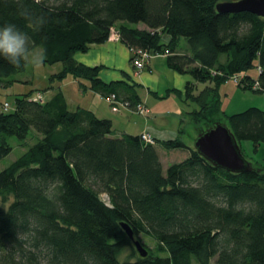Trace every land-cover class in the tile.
Here are the masks:
<instances>
[{"label":"trees","instance_id":"1","mask_svg":"<svg viewBox=\"0 0 264 264\" xmlns=\"http://www.w3.org/2000/svg\"><path fill=\"white\" fill-rule=\"evenodd\" d=\"M224 1L235 0H0V26L24 32L28 53L40 48V62L62 63L49 81L72 77L80 89L114 94L132 110L140 103L136 85L105 82L98 66L73 55L112 32L128 49L164 54L169 67L193 79L183 95L196 106L188 114L197 135L221 123L238 144L249 140L256 150L264 143V110L225 114L218 90L237 76L243 90L264 91V18L218 13ZM26 64L0 58V86L11 85L9 77ZM5 104L0 158L12 150L8 137L24 141L32 128L40 138L0 171V264H264V164L228 172L175 138L157 144L189 155L163 172L156 141L111 136L110 119L69 110L59 88L43 102L28 93L14 96L11 111ZM121 222L134 237L150 234L168 255L139 256ZM126 246L136 254L121 261Z\"/></svg>","mask_w":264,"mask_h":264},{"label":"crops","instance_id":"2","mask_svg":"<svg viewBox=\"0 0 264 264\" xmlns=\"http://www.w3.org/2000/svg\"><path fill=\"white\" fill-rule=\"evenodd\" d=\"M73 58L86 66H98V76L105 82L126 80L136 85L139 102L149 112L147 115L138 114L122 105L114 111L101 94L87 88L80 89L79 80L67 77L58 88L63 92L67 106L69 100L74 103L72 110L77 107L86 108L99 118L110 119L113 129L111 136L149 132L154 136L156 144L180 138L187 145L193 146L197 129L194 123L190 130L186 126L191 120L188 113L196 107L184 101L183 95L186 84L193 79L188 72L179 73L169 67L166 55L155 54L141 71L135 73L128 47L118 37L111 36L103 43L91 44L85 52L75 53ZM115 123H120V126L115 127ZM156 150L161 164V152L182 150L185 158L189 155L187 149H167L160 144L156 145Z\"/></svg>","mask_w":264,"mask_h":264},{"label":"rangeland","instance_id":"3","mask_svg":"<svg viewBox=\"0 0 264 264\" xmlns=\"http://www.w3.org/2000/svg\"><path fill=\"white\" fill-rule=\"evenodd\" d=\"M131 27L143 26L142 23L133 24L125 23ZM179 46L181 48L186 47V40L184 37L179 39ZM131 54V52L129 51ZM41 50L36 48L30 53H28L27 64L24 71L12 74L9 79H13V83L7 87L0 86V112L3 111L1 103L7 102L9 105L8 111L13 110V99L16 94H31L33 97L35 93H42L45 100L49 99L54 92L58 90L61 81H49V77L59 72L62 69V63L57 62L54 64H47L40 62L41 60ZM154 56V55H153ZM152 56V57H153ZM35 58V59H34ZM250 74L255 75V71H249ZM76 89V87L74 86ZM75 93V91H73ZM220 99V109L225 114H233L236 112L243 111L249 107H257L264 110V91L254 92L252 90H243L238 86L233 79H229L227 82L222 83L218 90ZM109 104V102L107 101ZM194 107L195 104L190 102ZM110 106V105H109ZM74 108V103L69 100L68 109L72 110ZM195 125V124H194ZM120 126V123H115V127ZM193 126V122L187 124L186 129L190 130ZM195 128H197L195 126ZM40 135L31 128L27 138L24 141H19L16 137H8V142L12 146L11 152L0 158V171L7 167L11 162L16 160L23 152H25L29 146L34 144ZM195 140V139H194ZM193 140V141H194ZM241 153L243 157L254 164L259 166L264 164V143H261L256 150L253 144L249 140H242L239 144ZM166 153V154H165ZM161 152L162 168L163 172L166 171L167 166L172 163L180 162L184 160V153L182 150H177L176 152ZM104 193H100L99 197L104 200ZM11 200V197H10ZM138 240L148 252H151L154 256L166 257L168 254L166 251H161L156 249V241L148 233H141L134 237ZM131 244L133 245L132 241ZM134 247V245H133ZM136 250L134 251L132 246H126L123 249L122 254L119 255V260L124 261L126 259H132L135 257ZM193 264H197L193 262ZM210 264H214V259Z\"/></svg>","mask_w":264,"mask_h":264},{"label":"water","instance_id":"4","mask_svg":"<svg viewBox=\"0 0 264 264\" xmlns=\"http://www.w3.org/2000/svg\"><path fill=\"white\" fill-rule=\"evenodd\" d=\"M218 13L249 12L264 18V0L224 1L216 5ZM193 148L213 166L232 173H243L253 169V164L247 161L241 153L234 135L223 124L217 123L205 129L195 137ZM122 229L132 241L137 253L145 257L148 251L134 238L131 227L120 223Z\"/></svg>","mask_w":264,"mask_h":264},{"label":"built area","instance_id":"5","mask_svg":"<svg viewBox=\"0 0 264 264\" xmlns=\"http://www.w3.org/2000/svg\"><path fill=\"white\" fill-rule=\"evenodd\" d=\"M111 36H116L118 37L116 32H112ZM129 51L131 52V63L134 67L135 73L141 71L145 66L147 61L150 59V57H152L153 55H155L152 51H147V50H143V49H138V48H131L129 49ZM231 79H233L234 82L238 81V77L237 76H232ZM106 101L109 102V105L111 107L112 110L117 111L119 109V106H125L127 105V103H122V102H118L116 100V97L114 94H111L110 97L105 98ZM33 101L36 102H43V95L40 92H37L33 97H32ZM7 104L4 105V109H7ZM133 110L138 113V114H142V115H147V113L149 112L148 109L141 103H137ZM141 140L145 143L148 144H155V138L154 136L149 133V132H143L140 134ZM104 202L106 204H109L108 201V197L106 195H104Z\"/></svg>","mask_w":264,"mask_h":264},{"label":"clouds","instance_id":"6","mask_svg":"<svg viewBox=\"0 0 264 264\" xmlns=\"http://www.w3.org/2000/svg\"><path fill=\"white\" fill-rule=\"evenodd\" d=\"M27 36L15 25L0 26V58L15 67L28 59ZM35 59V58H34Z\"/></svg>","mask_w":264,"mask_h":264}]
</instances>
